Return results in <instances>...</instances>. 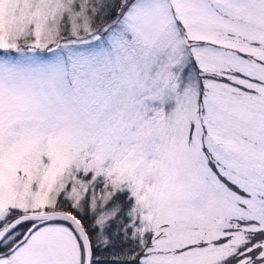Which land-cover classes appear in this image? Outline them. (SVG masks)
I'll return each instance as SVG.
<instances>
[{
	"label": "snow or ice",
	"instance_id": "snow-or-ice-1",
	"mask_svg": "<svg viewBox=\"0 0 264 264\" xmlns=\"http://www.w3.org/2000/svg\"><path fill=\"white\" fill-rule=\"evenodd\" d=\"M0 264H264V0H0Z\"/></svg>",
	"mask_w": 264,
	"mask_h": 264
}]
</instances>
